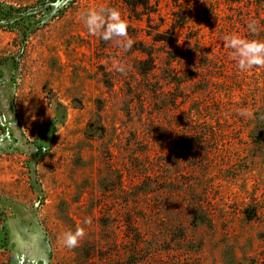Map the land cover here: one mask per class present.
<instances>
[{
  "label": "rangeland",
  "instance_id": "374dc122",
  "mask_svg": "<svg viewBox=\"0 0 264 264\" xmlns=\"http://www.w3.org/2000/svg\"><path fill=\"white\" fill-rule=\"evenodd\" d=\"M184 4L162 53L123 0H0V264H264V66L224 42L264 40V0ZM100 8L130 50L88 32Z\"/></svg>",
  "mask_w": 264,
  "mask_h": 264
},
{
  "label": "clouds",
  "instance_id": "9594fccd",
  "mask_svg": "<svg viewBox=\"0 0 264 264\" xmlns=\"http://www.w3.org/2000/svg\"><path fill=\"white\" fill-rule=\"evenodd\" d=\"M90 34L99 35L102 40L110 41L114 38L124 37L125 42L121 44L124 51H128L133 46V41L128 38L127 22L122 19L121 13L116 9L89 10L84 17ZM249 30L256 31L255 24L249 25ZM225 46L232 49L234 55L238 57V67L241 71L252 69L253 67L264 66V40H248L238 35L229 34L224 37ZM120 72H124L123 67L118 66ZM89 223L88 220L84 221ZM83 228H77L75 232L64 234V244L68 248L77 246L80 238L84 236Z\"/></svg>",
  "mask_w": 264,
  "mask_h": 264
},
{
  "label": "trees",
  "instance_id": "16d2710c",
  "mask_svg": "<svg viewBox=\"0 0 264 264\" xmlns=\"http://www.w3.org/2000/svg\"><path fill=\"white\" fill-rule=\"evenodd\" d=\"M174 7L170 10V16H171V23L170 26L161 31L158 30L159 27L164 26L167 24V21L162 17L159 3L160 0H123V4L130 9V11L133 13V16L138 20L140 17L142 18V15L147 14L148 15V21L152 22L154 20V16H158L160 20V24L155 25L153 29L155 30V33L152 35V41L155 45H158L160 48L159 50L164 53L163 47L171 46L174 44L175 40V32L176 28L183 26L188 19L192 17L193 9L189 8L187 4H184V0H168ZM140 52H144L141 49H137ZM157 51L147 53L148 60L146 61V68H142V65L144 63H140L141 67L138 69L139 74L145 76L150 72H155L156 70L162 71L160 69V61L157 60ZM167 54L168 51H166ZM157 83H159V88L154 91L155 94H163V88L162 83L160 80L157 79ZM161 86V87H160ZM99 124V123H96ZM91 131L92 128L88 127ZM96 128V127H95ZM97 129L100 130V132L103 130L101 126H97Z\"/></svg>",
  "mask_w": 264,
  "mask_h": 264
}]
</instances>
